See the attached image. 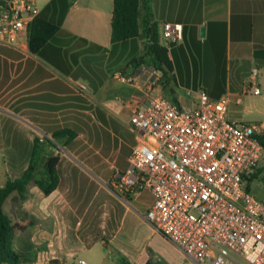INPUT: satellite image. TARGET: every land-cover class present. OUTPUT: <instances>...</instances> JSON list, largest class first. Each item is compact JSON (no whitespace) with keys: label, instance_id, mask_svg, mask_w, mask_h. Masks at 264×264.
<instances>
[{"label":"crops","instance_id":"crops-1","mask_svg":"<svg viewBox=\"0 0 264 264\" xmlns=\"http://www.w3.org/2000/svg\"><path fill=\"white\" fill-rule=\"evenodd\" d=\"M151 8V22L159 32L163 23L183 28L182 41L168 51L171 71L166 75L157 71L151 87L147 74L140 71L145 65L130 64L142 54L144 40L111 42L113 0H71L57 31L36 52L29 49V30L16 45L0 46V170L5 183L17 171L2 154H26L22 171L35 138L42 140L61 129L77 134L54 151L59 158L54 191L45 196L30 184L25 201L19 202L13 193L4 204L11 219L33 224L27 240L20 234L16 239L17 251L27 254L21 264L35 259L68 264L82 252L91 255V264H119L111 246L117 253L129 248L122 234L125 223L131 213L140 214L138 206L145 207L143 218L152 196L142 192L123 201L91 175L98 169L88 166V131L94 130L104 155L113 152L102 165L115 157L127 167L138 141L129 119L149 98L162 95L186 103L187 89L202 88L213 99L227 97L229 108L253 95L248 92L251 72L256 68L257 77L264 72V0H151ZM202 26L204 37H200ZM118 75L139 78L124 84ZM256 83L259 86L257 78ZM82 136L86 138L78 144ZM130 256V264H172L149 246Z\"/></svg>","mask_w":264,"mask_h":264},{"label":"built area","instance_id":"built-area-1","mask_svg":"<svg viewBox=\"0 0 264 264\" xmlns=\"http://www.w3.org/2000/svg\"><path fill=\"white\" fill-rule=\"evenodd\" d=\"M39 12L36 0H0V46L16 45ZM182 38L181 24L161 25L167 51ZM140 71L153 86L157 71ZM257 75L255 68L253 95L260 94ZM138 78L117 76L124 84ZM185 95L186 103L156 95L131 113L138 141L111 190L123 201L148 192L144 220L195 264H264V200L246 189L264 163V126L228 121L225 96L213 99L202 88Z\"/></svg>","mask_w":264,"mask_h":264},{"label":"trees","instance_id":"trees-1","mask_svg":"<svg viewBox=\"0 0 264 264\" xmlns=\"http://www.w3.org/2000/svg\"><path fill=\"white\" fill-rule=\"evenodd\" d=\"M71 0H50L36 17L29 29V49L36 52L57 31L62 22ZM50 14V18L48 17ZM56 17V18H54ZM151 0H113L111 17V42L124 43L136 37L144 40L142 54L134 58L130 64L138 63L160 71L166 75L171 71L168 51L159 45V30L152 23ZM173 45H171V48ZM76 132L61 129L53 132L51 136L42 140L35 138L29 154L27 167L20 172H13L3 187H0V264H21L27 259V254H22L14 248L16 233H23L33 224L13 221L4 211L6 200L16 193L19 202L27 198V187L32 184L48 196L58 185L57 172L58 156L54 151L58 147H66L76 137ZM264 143V138L262 139ZM255 170L247 178L246 189L249 182L256 178ZM119 264H130L123 257H118ZM145 264H151L149 261Z\"/></svg>","mask_w":264,"mask_h":264},{"label":"rangeland","instance_id":"rangeland-1","mask_svg":"<svg viewBox=\"0 0 264 264\" xmlns=\"http://www.w3.org/2000/svg\"><path fill=\"white\" fill-rule=\"evenodd\" d=\"M47 0H37V6L41 9L45 5ZM257 82L259 83V90L260 95L253 96V95H245L242 97V103L240 105H235V103H230L228 108V114L229 118L227 117L228 121L233 122L235 119L239 121L242 124H261L264 126V72L260 74L257 77ZM182 101H185V98H182ZM85 114V113H84ZM89 116V115H88ZM263 123V124H262ZM94 132V130L88 131V166H97V171L91 172V175L96 177L99 182L104 183V185H108L107 187H110V182L113 179V177L116 175V173L119 170H123L126 167V163L124 162H116L117 159L113 157L111 161L108 160L103 163L104 157H109L113 155L112 151H108L107 154H103V152L100 151V145L99 142H97V136ZM86 138V137H85ZM84 136L79 137V139L76 141L78 144L83 143L82 140H85ZM102 144L104 147H108L107 142L102 141ZM114 145V144H111ZM120 145V153L123 152L124 144L123 142L119 143ZM110 147V146H109ZM114 147V146H113ZM116 147V146H115ZM112 148V147H111ZM3 157L6 156L7 163L10 165H13V168H15L13 171L20 172L22 167L24 166L26 162L25 155L22 153H4L2 154ZM118 165V166H117ZM262 169H260L258 172H256V178H254L251 182H249V190L250 193L255 196L259 200H264V163H262ZM17 169V170H16ZM6 180L5 173L3 172V169L0 170V186L4 185ZM108 181V182H107ZM111 189V187H110ZM131 205V201H128ZM108 206H111V203H109ZM10 208L4 206V211H8ZM94 208H90V210H93ZM145 207L138 206V213L142 214L144 213ZM140 214H133L131 213L129 218L127 219L124 227V231L122 234L124 235L123 240L127 241V244H129V248L127 246H124V249L121 252H116L113 248V245L111 246L113 253L116 257H123L125 260H130L131 256L130 254L132 252H135L145 246H149L152 250H154L156 253H159L165 258H170L172 264L174 263H181L183 264V258L179 255V253L175 250V247L169 243L162 235H160L157 232L153 231V228L146 223L143 218L140 216ZM14 222L15 220L12 219ZM31 229V228H30ZM32 231H24L23 233H16L15 234V240H14V248L16 249L15 245L17 242V238L20 234L21 240H27L28 234H31ZM131 243V244H130ZM17 250V249H16ZM102 250V249H101ZM156 258H159L155 256ZM91 255H89L86 252L77 253L76 257L72 258L68 264H80V260L85 261L86 264L90 263ZM187 263L190 264L191 260L186 259ZM24 264H43L42 259H38L35 261H29L28 263ZM49 264H57L54 261H50ZM103 264H107L104 262Z\"/></svg>","mask_w":264,"mask_h":264},{"label":"water","instance_id":"water-1","mask_svg":"<svg viewBox=\"0 0 264 264\" xmlns=\"http://www.w3.org/2000/svg\"><path fill=\"white\" fill-rule=\"evenodd\" d=\"M199 31H200V37H204L205 26H202Z\"/></svg>","mask_w":264,"mask_h":264}]
</instances>
